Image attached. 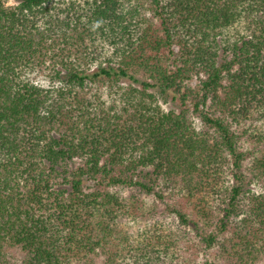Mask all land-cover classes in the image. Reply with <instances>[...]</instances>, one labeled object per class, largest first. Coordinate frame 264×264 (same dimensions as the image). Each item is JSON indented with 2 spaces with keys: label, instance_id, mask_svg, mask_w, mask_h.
Instances as JSON below:
<instances>
[{
  "label": "trees",
  "instance_id": "16d2710c",
  "mask_svg": "<svg viewBox=\"0 0 264 264\" xmlns=\"http://www.w3.org/2000/svg\"><path fill=\"white\" fill-rule=\"evenodd\" d=\"M16 1L0 264H264V0Z\"/></svg>",
  "mask_w": 264,
  "mask_h": 264
},
{
  "label": "rangeland",
  "instance_id": "374dc122",
  "mask_svg": "<svg viewBox=\"0 0 264 264\" xmlns=\"http://www.w3.org/2000/svg\"><path fill=\"white\" fill-rule=\"evenodd\" d=\"M5 3L7 6H10V5H16L17 1L16 0H6ZM94 65L95 64H93L92 68H94ZM38 78L48 80V78L44 77L43 75L39 76ZM108 84L109 83H107V82L93 84L94 87L96 86L98 88V89L94 88V92H96V94H99L101 99H104V100L108 99V101H110L112 99L119 100L120 95L122 94L124 88H126L127 86L130 85L128 80H120L118 85L117 86L113 85V88L110 91L108 88V86H109ZM191 85H194V81L191 82ZM118 87H122V88L120 90H118ZM116 91H117V93H115ZM148 91L155 94V96L157 98V103L159 104L161 109H163L164 111H167V110H176L177 111V110H179L178 101L172 100L171 96L160 94L155 89H150ZM196 123L198 124V120H196ZM252 189L255 192H259V190H260L256 185H254L252 187ZM121 193H122V195H125L127 193V190H123ZM201 256H202V258H204V255H201ZM200 259H201V257H200Z\"/></svg>",
  "mask_w": 264,
  "mask_h": 264
}]
</instances>
